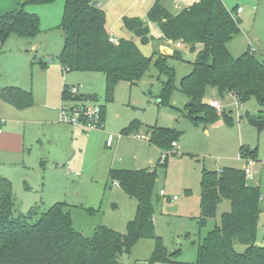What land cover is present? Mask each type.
<instances>
[{"label": "trees", "instance_id": "trees-1", "mask_svg": "<svg viewBox=\"0 0 264 264\" xmlns=\"http://www.w3.org/2000/svg\"><path fill=\"white\" fill-rule=\"evenodd\" d=\"M56 1L59 0H24L16 10L0 15V53L10 37L32 39L42 32L40 18L27 12V7ZM63 1L60 27L65 41L59 60L65 72L104 74L106 98L110 101L120 82L137 84L154 64L160 76L167 79L160 100L169 104L176 90V70L169 66L168 60H182L179 52L173 50L169 55L156 51L146 57L134 41L120 39L114 44L108 31V19L98 0ZM236 11H229L222 0H201L172 13L157 0L147 13V21L122 19L126 30L143 45L154 41L152 23L161 32L159 46L180 43L192 50L198 45L203 46L192 72L180 80L179 86L180 91L193 101L187 108L196 125L214 124L220 115L230 121L228 115L218 114L206 103L210 88L221 97L232 95L242 104L255 99L264 114V56L258 59L255 54L246 53L234 58L228 50V44L241 33L240 21L233 15ZM0 98L18 109L33 104L32 94L17 88L2 89ZM62 98L78 102L94 101L96 97H73L65 87ZM104 114L105 107L103 120ZM254 123L259 128L264 126V123ZM137 128L138 124L133 123L123 134L129 135ZM179 135L172 130L155 128L150 142L168 151ZM241 154L243 159L257 158L256 151L247 149ZM166 162L157 167L166 166ZM157 167L139 171L111 170L113 184H118L129 198L137 201L136 215L128 224L126 233L99 226L91 238L74 228L72 207L67 203H57L42 214L31 209L26 214L15 215L17 204L12 183L0 175V264H123L122 257L130 255L135 244L143 239H156V253H160L162 245L154 224ZM222 170V173L207 170L202 173L200 225L216 217L223 200L230 201L231 210L221 216L220 225L209 232L199 246L197 264H264V246L257 245L263 213L261 188L248 184L244 170L230 167ZM236 244L246 250L237 252Z\"/></svg>", "mask_w": 264, "mask_h": 264}, {"label": "rangeland", "instance_id": "rangeland-1", "mask_svg": "<svg viewBox=\"0 0 264 264\" xmlns=\"http://www.w3.org/2000/svg\"><path fill=\"white\" fill-rule=\"evenodd\" d=\"M98 1L100 9L105 12L109 20V34L115 40L134 41L146 57H150L156 51L170 55L174 50L181 54L182 60L173 58L168 60L169 66L176 70V90L173 91L169 104L161 102V92L167 79L160 76L154 64L139 83L132 85L128 82H120L115 87L110 101L106 98L107 82L104 74L83 75L88 76L84 78L86 82L83 83L79 80V76L85 74L84 72H66L68 83L74 82L78 88H82L78 84H83L81 91H86V84L98 90L99 94L94 101L78 102H90L105 107L107 133L103 130L87 131L89 134H95V138L83 160V167L73 170L79 172L78 177L65 175L71 167L65 170L59 167L61 174L65 175L73 185V187L65 185L61 194L64 197L68 194L70 197L59 198L57 201L52 197V194L58 193L57 189L62 186L55 182L56 180L51 186L54 190L45 189L44 193L26 191L25 186L19 182L15 184L13 190L17 203L15 215L26 214L31 209H37L42 214L57 203L67 202L75 206L71 208L74 228L80 233L83 231L86 237L91 238L99 226L126 233L128 224L135 218L137 201L116 189L117 186L110 179L111 169L152 170L159 165L157 162L162 154L174 151L177 155H170L167 165L157 168L158 176L154 190V224L156 236L161 241V251L156 253V239H143L135 244L130 255L122 257V261L125 264H170L173 261L175 264H197L199 246L208 233L220 225L221 216L231 210L230 201L223 200L218 206L216 217L207 219L205 225H200L203 171L219 172L225 167L245 170L247 162L239 160L243 156L241 153L247 149L256 151L257 158L250 159L255 161L254 168L258 174L256 181L250 180L248 184L259 186L264 195V126L259 128L254 123H264L263 109L255 99L245 104L239 103L237 106L235 99L233 100L229 95L221 97L218 92L210 88L206 98L207 103L215 96L222 108L220 112L215 110L218 114L228 115L230 121H226L223 115H220L221 118L214 124L196 125L189 117L187 108L191 100L180 91L179 86L180 80L192 72L193 64L198 60L203 46L198 45L192 50L188 45L176 48L177 43L172 46L163 43L160 47L161 32L152 23L150 28L154 41L148 45L141 44L137 37L126 30L122 23L124 17L147 21V13L157 0ZM159 1L168 11L178 13L201 0ZM222 1L231 12L240 7L244 11L241 15L234 13L237 15L235 18L240 21L241 33L228 44L229 52L234 58H239L252 46L256 48L255 54L258 59H261L264 55V0ZM11 2L14 4V0ZM29 8L37 10L36 15L41 20L42 32L32 39L12 36L6 41L0 58L33 60V58L42 59L51 56L55 63L59 64V56L65 41L64 32L60 27L64 14V1L29 6L26 8L27 12ZM257 41H260L259 45ZM28 44L36 47L35 50L25 51ZM66 103L68 107L74 104L72 101ZM133 123H137L138 128L131 134L124 135L123 131ZM70 127L74 126L70 125ZM155 128L179 133L176 140L178 146L168 151L155 149L150 142L151 132ZM142 135L146 136L147 140L137 138ZM111 139L113 142H110ZM77 184L79 189L76 188ZM160 190L166 191L168 195L159 196ZM175 196L178 201L172 200ZM116 205L119 210L115 209ZM261 208L263 213L257 232V245L264 246V201L261 202ZM235 250L243 253L246 247L236 244Z\"/></svg>", "mask_w": 264, "mask_h": 264}, {"label": "crops", "instance_id": "crops-1", "mask_svg": "<svg viewBox=\"0 0 264 264\" xmlns=\"http://www.w3.org/2000/svg\"><path fill=\"white\" fill-rule=\"evenodd\" d=\"M23 2L24 0H14V4H12L11 0H0V15L16 10ZM29 9L30 13L36 14L35 8ZM236 13L241 15L244 11L242 10L240 13L236 11ZM30 44L26 45L25 51L35 50L36 47H31ZM257 44L259 45L260 41H257ZM255 52H257L256 48L250 46L244 54H255ZM88 74L93 73L80 74L79 80L84 83V78L88 76L83 75ZM76 85L74 82L66 81V72L60 60L57 64L51 56L42 59L33 58V60L31 58H0V94L4 88H17L31 93L33 97L32 106L26 109H18L0 98V120H4L3 133L0 135V175L10 180L13 190L15 184L21 182L26 191L44 193L45 189L47 191L54 190L51 186L52 182L56 180L55 182L62 186L57 189L58 193L52 194V197L56 201L59 198L70 197L68 194L65 197L61 194L65 185L73 187L67 177H78L79 172L73 170L83 167V160L95 138V134H89L82 128L70 127L68 124L66 126L58 121L64 88L77 87ZM78 85L82 86L79 90L80 97L90 98L99 94L97 89L91 88L88 84H86V91H81L83 84ZM212 91L217 92L216 90ZM229 97L235 99L232 95ZM210 101L219 102L215 96ZM103 123V132L107 133L105 131L107 128L106 111ZM112 140L110 142H113ZM154 148L159 149L155 146ZM161 157L158 159L157 165L160 163ZM79 161L82 164L79 165ZM59 167L64 170L71 167L65 174L67 177L61 174ZM76 188L79 189L78 184ZM116 189L123 192L120 187H116ZM161 191L164 190L159 191V196H161ZM165 193L166 195L161 197L168 195L166 191ZM174 201H178V199ZM115 209L119 210L120 208L116 205ZM73 224L75 225L74 221ZM81 233L84 235L83 231ZM123 264L125 263L123 262Z\"/></svg>", "mask_w": 264, "mask_h": 264}, {"label": "built area", "instance_id": "built-area-1", "mask_svg": "<svg viewBox=\"0 0 264 264\" xmlns=\"http://www.w3.org/2000/svg\"><path fill=\"white\" fill-rule=\"evenodd\" d=\"M238 13L242 11V9L237 10ZM234 17L236 14H233ZM111 42L114 44H118V41L115 40L114 38L111 39ZM181 44L177 43L176 48H180ZM80 88L78 87H71L67 88V91H69V94L73 97H78L80 96L79 94ZM237 101V100H236ZM68 101H63L60 110H59V122L60 123H66L69 125H72L74 127L82 128L86 131H91V130H103L104 129V124H103V111L102 107L97 105V104H90V102H72L74 103L73 105H69L66 103ZM209 105L216 109L217 111L220 112L221 106L218 102L211 101L209 102ZM236 105H239V102L237 101ZM4 124V120H0V135L3 133V128L2 125ZM137 138L141 140H147V137L142 135L138 136ZM177 147L176 142L172 143V150ZM172 155H177L174 153H167V154H162L161 157V163H164L169 156ZM239 160H243L247 162V168L244 170L245 171V176L246 180L248 181H256V176H257V171L255 170V161L247 158L243 159L242 157L239 158ZM223 170H220L219 173H222ZM117 187H119L118 184L115 183ZM264 187V185H263ZM161 196H165L166 193L165 191L160 192ZM178 198L175 196L173 197V200H177ZM264 201V195L262 194L261 196V202Z\"/></svg>", "mask_w": 264, "mask_h": 264}, {"label": "water", "instance_id": "water-1", "mask_svg": "<svg viewBox=\"0 0 264 264\" xmlns=\"http://www.w3.org/2000/svg\"><path fill=\"white\" fill-rule=\"evenodd\" d=\"M169 51H170V50H169ZM192 103H193V101L191 100V101H190V104L192 105Z\"/></svg>", "mask_w": 264, "mask_h": 264}]
</instances>
